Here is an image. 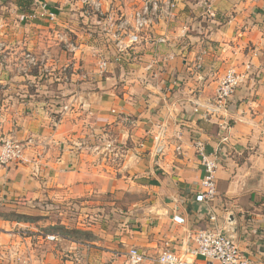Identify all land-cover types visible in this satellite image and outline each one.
<instances>
[{
  "label": "crops",
  "instance_id": "1",
  "mask_svg": "<svg viewBox=\"0 0 264 264\" xmlns=\"http://www.w3.org/2000/svg\"><path fill=\"white\" fill-rule=\"evenodd\" d=\"M251 1L205 10L175 0L115 61L110 34L129 28L143 0H102L100 11L0 0V146L23 145L21 159L0 165V264H126L132 246L142 264H158L165 246L192 260L210 211L264 264V7ZM42 3L54 20L26 16ZM229 68L243 82L225 111L205 114ZM196 140L218 151L209 204L196 200Z\"/></svg>",
  "mask_w": 264,
  "mask_h": 264
},
{
  "label": "built area",
  "instance_id": "2",
  "mask_svg": "<svg viewBox=\"0 0 264 264\" xmlns=\"http://www.w3.org/2000/svg\"><path fill=\"white\" fill-rule=\"evenodd\" d=\"M78 1L96 11H100L102 6V0ZM174 6L175 0H143L142 4L132 13L129 28L122 29L120 33L116 31L110 34L118 53L116 54L115 61L129 58L128 50L132 45L140 42L141 32L149 27L159 14L169 13ZM26 16L32 19L36 17L48 20L55 19V13L47 9L46 3L40 4L39 8L28 13ZM124 32H127L125 35L127 36L126 40L122 38ZM164 41V38H158V42ZM205 53V50H201L194 56L191 67L197 74L202 70L203 55ZM171 57V55L168 56V58ZM28 58L30 61L34 60L30 55H28ZM99 66L102 69L105 68L106 62H100ZM198 77L200 78L199 75ZM241 82H243V75L237 73L234 68H229L219 81L213 99L203 104L205 108L204 113L214 115L217 112L225 111L234 91L240 86ZM196 105L202 106L201 103H197ZM158 127L159 138L156 139L157 143L154 150L161 153L163 146L159 142L163 127L160 125ZM194 147L198 154L200 165L204 170V176L200 181V190L196 195V200L209 204L216 195L215 172L218 168V151L215 149L211 153H207L202 140H196ZM22 154L23 145L20 142L12 139L3 140L0 146V165L21 159ZM209 214L210 225L196 230L192 236L194 246L188 251V255H190L192 260L165 246L158 252L155 258L156 262L158 264H254L242 255L235 241L214 224L216 222L214 212L210 211ZM46 238L52 240L55 239V235L48 234ZM145 260V252L135 246L130 247L126 252V264H142Z\"/></svg>",
  "mask_w": 264,
  "mask_h": 264
},
{
  "label": "rangeland",
  "instance_id": "3",
  "mask_svg": "<svg viewBox=\"0 0 264 264\" xmlns=\"http://www.w3.org/2000/svg\"><path fill=\"white\" fill-rule=\"evenodd\" d=\"M78 1V0H77ZM196 1H198V3L200 4V6H202L205 10L208 8V7H210V6H212V4H213V2H214V0H196ZM221 1V3H225V2H231V1H233V2H236V1H241V0H218V4H219V2ZM251 2H253V4H254V6L256 7V8H260V9H263V7H264V0H252ZM211 11H212V13H213V10H211V9H208V11H207V15H212V13H211ZM9 12L7 11V14H8ZM4 18H7V15H5L4 16ZM203 21V20H202ZM189 29H191V27L189 28ZM192 30H196V29H192ZM6 140V139H5ZM2 144V143H1Z\"/></svg>",
  "mask_w": 264,
  "mask_h": 264
}]
</instances>
